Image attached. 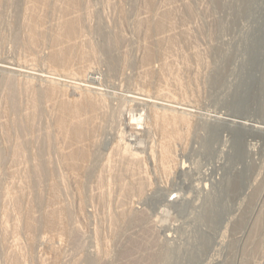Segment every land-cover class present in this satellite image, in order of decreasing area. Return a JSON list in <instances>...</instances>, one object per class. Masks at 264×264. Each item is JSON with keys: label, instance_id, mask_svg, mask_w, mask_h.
Instances as JSON below:
<instances>
[{"label": "rangeland", "instance_id": "obj_1", "mask_svg": "<svg viewBox=\"0 0 264 264\" xmlns=\"http://www.w3.org/2000/svg\"><path fill=\"white\" fill-rule=\"evenodd\" d=\"M80 1L0 0V60L55 75L0 72V264H264V131L208 115L264 121V0ZM127 90L196 106L167 171Z\"/></svg>", "mask_w": 264, "mask_h": 264}, {"label": "bare ground", "instance_id": "obj_2", "mask_svg": "<svg viewBox=\"0 0 264 264\" xmlns=\"http://www.w3.org/2000/svg\"><path fill=\"white\" fill-rule=\"evenodd\" d=\"M37 1H39V0H32V5H31V7L34 9L35 8V6H36V2ZM58 1V0H57ZM65 1V0H64ZM63 0H62V3L64 2ZM42 2V1H41ZM44 2V1H43ZM49 2V1H48ZM54 2V1H53ZM66 2H67V0H66ZM81 1L80 0H68V2H67V5L69 6V4L70 5H72V4H74L73 6H75V4H79ZM155 2V1H154ZM1 3V2H0ZM38 3V2H37ZM46 3V2H45ZM69 3V4H68ZM72 3V4H71ZM152 3H153V0H149L148 1V4L149 5H151L152 6ZM41 4V3H40ZM87 4V3H86ZM37 5H39V3L37 4ZM26 6V5H25ZM64 6V5H63ZM66 6V5H65ZM30 7V8H31ZM37 7V6H36ZM71 7V6H70ZM148 7V6H147ZM45 8V7H44ZM48 8V7H47ZM75 8V7H74ZM155 8V7H154ZM32 9V10H33ZM65 9H66V7H65ZM70 9V8H69ZM68 10V9H67ZM76 10V9H75ZM26 11V10H25ZM25 11H23L24 13H25ZM31 11V10H30ZM148 11V10H147ZM154 11H156V10H154ZM190 11V10H189ZM65 12V11H64ZM81 12V11H80ZM34 13H36V12H34ZM67 13V12H66ZM72 13V12H71ZM86 13V12H85ZM184 13V12H183ZM189 13V12H188ZM31 14V13H30ZM51 14V13H50ZM69 14V13H68ZM149 14H150V12H149ZM170 14V13H169ZM32 15V14H31ZM35 15V14H34ZM84 15V14H83ZM90 15V14H89ZM172 15V14H171ZM182 15V14H181ZM187 16V15H186ZM24 17V16H23ZM42 17V16H41ZM59 17V16H58ZM64 17V16H63ZM84 17V16H83ZM155 17V16H154ZM188 17V16H187ZM26 18V17H25ZM31 18H33V17H31ZM30 18V19H31ZM158 18V17H157ZM183 18V17H182ZM181 18V19H182ZM27 19V18H26ZM59 19V18H58ZM150 19V18H149ZM188 19V18H187ZM77 20V19H76ZM88 20V19H87ZM32 21V20H31ZM43 21V20H42ZM66 21V20H65ZM87 22V21H86ZM173 22V21H172ZM34 23V22H33ZM37 23V22H36ZM40 23V22H39ZM167 23V22H166ZM166 23H164V24H166ZM43 24V23H42ZM85 24H87V23H85ZM156 24V23H155ZM158 24H159V26H158ZM158 24H157V26H158V28L159 29H162L163 28V26H164V24L163 23H159L158 22ZM29 25H30V23H29ZM88 25V24H87ZM149 25V24H148ZM61 26V25H60ZM62 26H63V29L62 30H64V34L67 36V37H71L73 34H75V30H76V24H74V23H72V22H68V21H66L65 23H63L62 22ZM78 26V25H77ZM156 26V27H157ZM168 26V25H167ZM171 26V25H170ZM79 27V26H78ZM86 28V27H85ZM90 28V27H89ZM95 28V27H94ZM96 28H97V26H96ZM106 28V27H105ZM32 29V28H31ZM101 29H103V27L101 28ZM139 29V28H138ZM93 30V29H92ZM99 30V29H98ZM107 30V29H106ZM30 31V30H29ZM47 31V30H46ZM79 31H80V29H79ZM94 31V30H93ZM104 31V30H103ZM34 32V31H33ZM98 32V31H97ZM162 32V31H161ZM100 33H101V31H100ZM34 34V33H33ZM37 34V33H36ZM43 34V33H42ZM78 35V34H77ZM154 35V34H153ZM31 37L33 38V40H37L36 38L34 39V37L31 35ZM46 37V36H45ZM80 37V36H79ZM149 37V36H148ZM58 38V37H57ZM77 38H78V36H77ZM116 39V38H115ZM183 39V38H182ZM32 40V41H33ZM79 40V39H78ZM169 40V39H168ZM40 41V40H39ZM154 41V40H153ZM156 41V40H155ZM174 41V40H173ZM113 42V41H112ZM33 43V42H32ZM36 43V42H35ZM57 43V42H56ZM59 43V42H58ZM33 45V44H32ZM58 45V44H57ZM163 45H164V43H163ZM165 46V45H164ZM82 47V46H81ZM161 47H162V45H161ZM160 47V48H161ZM73 48V47H72ZM174 48V47H173ZM163 50H165V49H163ZM75 51V50H74ZM77 51V50H76ZM157 51H158V49H157ZM161 51V50H160ZM154 52V51H153ZM163 52V51H162ZM161 52V53H162ZM83 53V52H82ZM74 54H76V53H74ZM147 54V53H146ZM259 54H261L262 55V57H263V54L261 53V52H259ZM150 55H152V50H149V54H148V56H150ZM165 55V54H164ZM59 56V55H58ZM79 56V55H78ZM55 57V56H54ZM67 58V57H66ZM152 58V57H151ZM62 59H63V57H62ZM81 59V58H80ZM61 60V59H60ZM63 61H64V59H63ZM84 61V60H83ZM53 62H60L58 59H57V57L56 58H53ZM24 64V63H23ZM57 64V63H56ZM58 65V64H57ZM59 66H60V64H59ZM34 68V67H33ZM44 69V68H43ZM62 69V68H61ZM0 72H2V73H6V74H13V75H17V76H23V77H25V78H28V79H32V80H38V81H43V82H48V81H50L51 79H54V78H52L53 76L55 77V75H53V74H51V73H49L50 72V70H49V72H47V71H45V70H38V71H35V69H30V68H28V67H26V66H23V65H21L20 63H18V62H10V61H7V60H0ZM63 72V71H62ZM57 75V74H56ZM89 76H88V81H82V80H79L78 79V81L79 82H74V83H71L70 85L68 84V86H70V88H71V91H72V94L73 95H78V96H83V94H87V93H92V94H99L102 90L100 89V87H101V84H99V81H98V78H97V76H96V73H94L93 71L92 72H90L89 74H88ZM57 76H59V75H57ZM59 77H61V76H59ZM77 77V76H76ZM75 77V78H76ZM176 77V76H175ZM175 77H173L172 78V80L175 78ZM169 78V77H168ZM66 79H67V77H66ZM1 80H2V78H1ZM55 80H57L56 82H62V80H60V79H55ZM76 80V79H75ZM51 82H53V81H51ZM50 82V83H51ZM55 82V83H56ZM83 82L84 83H86V84H83ZM3 83H6V84H8L9 83V81L7 80V79H5L4 80V82ZM10 83H11V81H10ZM16 83V82H15ZM65 83V82H64ZM172 83V82H171ZM57 84V83H56ZM63 84V83H62ZM61 84V85H62ZM67 83H65V85H66ZM176 84V83H175ZM182 84V83H181ZM263 85H264V80H263V83H262ZM12 85V84H11ZM58 85H60V84H58ZM64 85V84H63ZM62 85V86H63ZM178 85V84H177ZM12 86H14V85H12ZM69 88V87H68ZM14 90H15V88H13ZM119 89V88H118ZM120 89H122V88H120ZM168 89V88H167ZM179 89V88H178ZM129 90H130V88H129ZM132 90V89H131ZM155 90V89H154ZM158 90V89H157ZM177 90V89H176ZM13 91V90H12ZM147 91V90H146ZM16 92V91H15ZM155 92V91H154ZM177 92V91H176ZM10 93V92H9ZM102 93V92H101ZM159 93H161L160 91H159ZM34 94V93H33ZM126 95V99L129 101V102H131V103H133V104H135V105H137V106H139V107H142V108H145V109H149V113H151L152 115H153V117H155V119H154V122H155V124L156 125H158V124H160L161 126L159 127V129L161 128V131L160 132H162V137H163V142H162V145H161V152L159 153L160 154V160H158V162L160 161L161 163V165H162V167H163V171L164 170H168V169H170V163L173 161V154H172V148H174L173 147V145H172V142H173V140L174 139H178V137L179 138H182V136H180V134H181V132H179L180 134H178V133H176L175 132V130H177L178 128H179V124H185L186 126L188 125H190V117H193L194 116V113H196V111L194 110V109H196V106L194 107V106H192V105H190V103H189V101H188V104H186L184 101V103H181L182 101L181 100H179V101H181V102H178L177 101V98H172V100H170V101H166V99L165 100H163L162 98H160V96H159V94L158 95H155L156 93H154V95L152 96V95H150V93L148 94H144V93H137V91L136 92H133V91H131V92H129L128 90H127V92L125 93ZM152 94V93H151ZM163 94V93H162ZM185 94V93H184ZM90 95V94H89ZM169 95V94H168ZM175 95V94H174ZM186 95V94H185ZM39 96V95H38ZM87 96V95H86ZM102 96V95H101ZM124 96V97H125ZM170 96V95H169ZM169 96H168V98H169ZM184 96V95H183ZM182 96V97H183ZM33 97V96H32ZM165 97H166V95H165ZM84 98V97H83ZM170 98V99H171ZM181 98V97H180ZM14 99V98H13ZM87 99V98H86ZM85 99V100H86ZM88 101V100H87ZM90 101V100H89ZM186 101H187V99H186ZM104 102V101H103ZM65 104V103H64ZM104 104V103H103ZM71 105V104H70ZM86 105H87V103H86ZM72 106V105H71ZM99 106V105H98ZM69 107V106H68ZM82 105H81V102L78 104L77 103V105H75V107L73 108V110L70 108V110H71V113L73 114V113H78L82 108ZM91 108H92V106H91ZM14 109V108H13ZM64 109V108H63ZM67 110V109H66ZM161 112H160V111ZM16 111V110H15ZM207 111V110H206ZM66 112V111H65ZM69 112V111H68ZM162 114V112H164V114H162L161 116H160V113ZM210 112V111H209ZM62 113V112H61ZM64 113V112H63ZM211 113V112H210ZM213 113V112H212ZM35 114V113H34ZM167 114H171V115H167ZM31 115V114H30ZM76 115V114H75ZM144 115V114H143ZM150 115V114H149ZM209 115V117H211V116H213V118H215V119H218V120H222V121H224V122H226V123H229V124H233V125H239V126H241V127H243V128H251L252 130H255V131H264V121L263 122H260V120L259 121H257L255 118V120H253L250 116L249 117H234V116H231V115H229V114H226V113H223V112H217V113H213V114H208ZM41 116V115H40ZM62 116V115H61ZM66 116V115H65ZM69 116V115H68ZM140 117V116H139ZM152 117V118H153ZM62 118V117H61ZM65 118V117H64ZM142 118H139V120H141ZM36 120V119H35ZM34 120V121H35ZM65 120V119H64ZM64 120H63V118L61 119V121H59L60 123V127H61V125H64ZM73 120V119H72ZM153 120V119H152ZM67 121V120H66ZM65 121V122H66ZM28 122V121H27ZM139 122H141V121H139ZM134 124V123H133ZM141 124V123H140ZM11 125H12V123H11ZM128 125V124H127ZM130 128H133V130L135 131V133H138V129L139 128H134V126L130 123L129 125H128ZM159 126V125H158ZM23 127V126H22ZM27 127V126H26ZM59 127V128H60ZM68 127V126H67ZM170 127H173L174 128V132L175 133H173V134H176V135H173L172 134V131L170 132V129H173V128H170ZM176 127H178V128H176ZM182 127V126H181ZM72 128V127H71ZM76 128V127H75ZM84 128V127H83ZM129 128V129H130ZM78 129V128H77ZM149 129H150V127H149ZM68 130V129H67ZM73 130V129H72ZM74 130H76V129H74ZM77 131V130H76ZM74 132V133H77V132ZM153 131V130H152ZM156 131V130H155ZM177 131H179V130H177ZM79 133V132H78ZM134 133V134H135ZM71 134V133H70ZM81 134V133H80ZM182 135V134H181ZM71 136V135H70ZM73 136V135H72ZM133 136V135H132ZM75 138V137H74ZM140 140V139H139ZM129 141V140H128ZM176 141V140H175ZM128 144V143H127ZM249 146H247L248 148V153H249V155H254L255 154V145H253L252 147H250L251 145L250 144H248ZM250 147V148H249ZM18 148V147H17ZM16 149V148H15ZM22 149V148H21ZM18 150V149H17ZM15 151V150H14ZM22 153V152H21ZM126 154V153H125ZM158 154V155H159ZM78 156V155H77ZM80 156V155H79ZM85 157V156H84ZM83 157V158H84ZM73 158V157H72ZM134 159V158H133ZM157 159V158H156ZM154 161V160H153ZM137 162V161H136ZM50 163V162H49ZM136 164V163H135ZM157 164V163H156ZM172 164V163H171ZM159 165V164H158ZM160 165V166H161ZM41 166V165H40ZM36 167V166H35ZM40 168V167H39ZM45 169L46 168H49V167H44ZM43 168V169H44ZM51 169V168H50ZM34 170V169H33ZM36 170H38V169H36ZM165 171V172H166ZM39 172H42V170H40L39 169ZM170 172V171H169ZM33 176V175H32ZM37 178V177H36ZM145 178V177H144ZM143 182H144V180H143ZM52 184H54V183H52ZM59 184V183H58ZM146 185V184H145ZM53 186V185H52ZM55 186H57V185H55ZM51 187V186H50ZM52 188H54V186L52 187ZM132 188V187H131ZM129 189V188H128ZM140 190V189H139ZM53 191V190H52ZM51 191V192H52ZM141 191V190H140ZM57 192V191H56ZM50 193V192H49ZM53 193V192H52ZM58 194V193H57ZM14 197V196H13ZM59 197H60V195H59ZM21 198V197H20ZM11 199V198H10ZM13 199V198H12ZM16 200V199H15ZM42 200V199H41ZM49 200V199H48ZM54 200H55V198H54ZM107 200V199H106ZM51 201H52V198H51ZM181 201H183V202H186V200H185V198H183V199H181ZM19 203V202H18ZM168 203H170V204H175V203H177V201H175V200H172V199H169V201H168ZM17 206V205H16ZM212 208L213 207H211V210H209V213H212ZM167 213L168 212H164V216H167ZM24 214V213H23ZM163 215V214H162ZM61 216V215H60ZM70 216V215H69ZM59 217V216H58ZM61 217H63V216H61ZM47 218V217H46ZM166 218L167 217H165V219L163 220V223H165L166 222ZM29 219V218H28ZM70 219V218H69ZM53 220H55V217H54V219ZM57 220V219H56ZM62 220V219H61ZM50 222V221H49ZM34 223V222H33ZM51 223H52V221H51ZM34 225V224H33ZM17 226V225H16ZM63 227V226H62ZM165 227V226H164ZM52 228V227H51ZM47 229H48V227H47ZM56 229V228H55ZM64 229V228H63ZM172 229H174V228H172ZM66 234V233H65ZM71 237V236H70ZM169 237V236H168ZM61 241V240H60ZM37 242V241H36ZM208 242V241H207ZM37 246V245H36ZM93 255V254H92ZM105 256V255H104ZM97 257V256H96ZM103 259V258H102ZM16 260V259H15ZM14 260V261H15ZM16 262V261H15ZM56 262V261H55ZM20 264V263H19Z\"/></svg>", "mask_w": 264, "mask_h": 264}]
</instances>
